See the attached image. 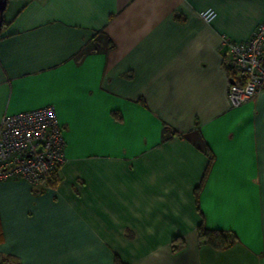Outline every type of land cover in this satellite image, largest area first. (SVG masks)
Segmentation results:
<instances>
[{"label": "crops", "instance_id": "crops-1", "mask_svg": "<svg viewBox=\"0 0 264 264\" xmlns=\"http://www.w3.org/2000/svg\"><path fill=\"white\" fill-rule=\"evenodd\" d=\"M2 17L0 119L51 105L65 148L55 183L0 182V258L264 264V91L229 105L223 43L264 0H6Z\"/></svg>", "mask_w": 264, "mask_h": 264}, {"label": "built area", "instance_id": "built-area-1", "mask_svg": "<svg viewBox=\"0 0 264 264\" xmlns=\"http://www.w3.org/2000/svg\"><path fill=\"white\" fill-rule=\"evenodd\" d=\"M210 23L216 13L200 14ZM225 65L231 73L226 99L239 107L264 91V23L241 42L223 40ZM65 142L51 105L0 119V182L22 180L33 188L42 186L63 162Z\"/></svg>", "mask_w": 264, "mask_h": 264}, {"label": "trees", "instance_id": "trees-1", "mask_svg": "<svg viewBox=\"0 0 264 264\" xmlns=\"http://www.w3.org/2000/svg\"><path fill=\"white\" fill-rule=\"evenodd\" d=\"M226 71L230 80L231 73L227 68V66H226ZM56 170H54V172L50 175V177L47 179V181H45V183L42 186H46L47 184H49L48 182L51 178L53 180V183L57 181ZM198 237L200 238V240L204 241L205 243L211 244L215 248H224L225 245L227 244L228 239H230L229 234L220 231H210L204 228L198 229ZM176 251L177 250L172 249V252H176ZM0 264H17V262L13 258H0Z\"/></svg>", "mask_w": 264, "mask_h": 264}, {"label": "water", "instance_id": "water-1", "mask_svg": "<svg viewBox=\"0 0 264 264\" xmlns=\"http://www.w3.org/2000/svg\"><path fill=\"white\" fill-rule=\"evenodd\" d=\"M6 7V0H0V16L2 17V13ZM2 21H0L1 24Z\"/></svg>", "mask_w": 264, "mask_h": 264}, {"label": "rangeland", "instance_id": "rangeland-1", "mask_svg": "<svg viewBox=\"0 0 264 264\" xmlns=\"http://www.w3.org/2000/svg\"><path fill=\"white\" fill-rule=\"evenodd\" d=\"M3 14V13H2ZM0 21H3V17L0 16Z\"/></svg>", "mask_w": 264, "mask_h": 264}]
</instances>
